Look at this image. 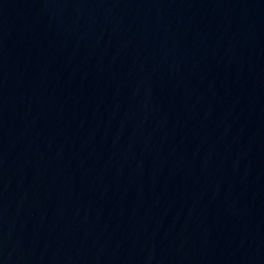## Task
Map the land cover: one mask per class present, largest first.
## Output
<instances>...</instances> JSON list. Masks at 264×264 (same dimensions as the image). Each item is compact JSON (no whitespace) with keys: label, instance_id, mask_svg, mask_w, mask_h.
<instances>
[{"label":"water","instance_id":"1","mask_svg":"<svg viewBox=\"0 0 264 264\" xmlns=\"http://www.w3.org/2000/svg\"><path fill=\"white\" fill-rule=\"evenodd\" d=\"M0 264H264V0H0Z\"/></svg>","mask_w":264,"mask_h":264}]
</instances>
